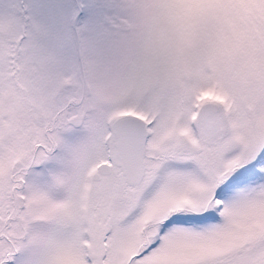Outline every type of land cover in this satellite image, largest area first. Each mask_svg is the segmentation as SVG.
<instances>
[{"label":"snow or ice","instance_id":"snow-or-ice-1","mask_svg":"<svg viewBox=\"0 0 264 264\" xmlns=\"http://www.w3.org/2000/svg\"><path fill=\"white\" fill-rule=\"evenodd\" d=\"M0 264H264V0H0Z\"/></svg>","mask_w":264,"mask_h":264}]
</instances>
